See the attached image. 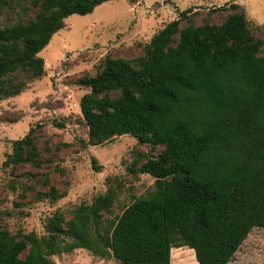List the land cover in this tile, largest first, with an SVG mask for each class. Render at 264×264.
<instances>
[{"label":"trees","instance_id":"1","mask_svg":"<svg viewBox=\"0 0 264 264\" xmlns=\"http://www.w3.org/2000/svg\"><path fill=\"white\" fill-rule=\"evenodd\" d=\"M34 1L32 16L13 23L2 21L0 4V100L43 75L38 53L69 16L115 0ZM229 9L222 22L200 25L182 11L141 56L105 58L94 75L77 78L89 90L79 101L87 144L132 136L148 151L135 152L131 171L151 176L154 187L114 217L109 189L55 211L43 236L0 230V264H55L54 255L78 249L118 264H170L171 249L181 247L197 264H228L252 229L264 230V41L238 5ZM49 162L29 128L1 169L31 167L27 179L44 189L35 198L56 202L66 192L51 184L49 169L37 172Z\"/></svg>","mask_w":264,"mask_h":264},{"label":"rangeland","instance_id":"2","mask_svg":"<svg viewBox=\"0 0 264 264\" xmlns=\"http://www.w3.org/2000/svg\"><path fill=\"white\" fill-rule=\"evenodd\" d=\"M34 2L0 0L2 21L16 22L25 19L26 13L32 16ZM230 5L240 7L252 35L264 41V0H115L102 3L91 14L69 16L64 28L38 53L43 59V75L27 83L19 95L0 100V230L43 236L44 222L55 211L88 205L109 189L116 193L112 217L136 198L145 197L153 189L154 179L133 173L131 166L135 152L148 149L130 135L89 146L79 109L81 97L89 90L76 80L86 73L94 75L105 58L141 56L151 38L182 11H189L194 25L205 21L218 24L230 12ZM221 7L225 9L217 11ZM29 128L36 129V144L44 157L50 158L49 165L37 172L49 169L51 184L66 192L56 202L35 198V193L44 189L27 179L26 172H35L31 167L1 169L5 155L11 153V142L21 139ZM45 147L50 151L45 152ZM92 159L98 171L93 169ZM25 184L33 187L23 195ZM52 260L55 264H118L81 249L54 255ZM170 262L196 264L187 247L171 249ZM228 264H264V230L252 229Z\"/></svg>","mask_w":264,"mask_h":264},{"label":"crops","instance_id":"3","mask_svg":"<svg viewBox=\"0 0 264 264\" xmlns=\"http://www.w3.org/2000/svg\"><path fill=\"white\" fill-rule=\"evenodd\" d=\"M170 264H171V262H170Z\"/></svg>","mask_w":264,"mask_h":264},{"label":"bare ground","instance_id":"4","mask_svg":"<svg viewBox=\"0 0 264 264\" xmlns=\"http://www.w3.org/2000/svg\"><path fill=\"white\" fill-rule=\"evenodd\" d=\"M197 264V263H196Z\"/></svg>","mask_w":264,"mask_h":264}]
</instances>
